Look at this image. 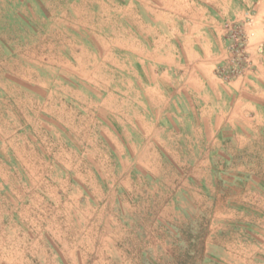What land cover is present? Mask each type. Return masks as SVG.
Masks as SVG:
<instances>
[{
	"label": "rangeland",
	"instance_id": "rangeland-1",
	"mask_svg": "<svg viewBox=\"0 0 264 264\" xmlns=\"http://www.w3.org/2000/svg\"><path fill=\"white\" fill-rule=\"evenodd\" d=\"M193 4L0 0V264H249L264 246V126L192 125L172 71L152 90L155 40L175 48Z\"/></svg>",
	"mask_w": 264,
	"mask_h": 264
},
{
	"label": "crops",
	"instance_id": "crops-1",
	"mask_svg": "<svg viewBox=\"0 0 264 264\" xmlns=\"http://www.w3.org/2000/svg\"><path fill=\"white\" fill-rule=\"evenodd\" d=\"M205 3L201 14L202 8L195 4L190 7L197 14L187 15L183 30L173 37L175 48L165 46L164 56L160 39L155 40L153 61L156 67L162 65L165 69L156 71L158 88L152 90L162 91L164 78L172 71V92L179 99L176 108L190 110L192 125H214L219 136L229 126L241 131L261 130L264 126V0H205ZM226 26L237 27L246 41L243 69L231 80L217 75V69L229 61ZM195 104L203 110V116H197ZM199 117L202 120L197 121ZM260 247L249 264H264V246Z\"/></svg>",
	"mask_w": 264,
	"mask_h": 264
},
{
	"label": "built area",
	"instance_id": "built-area-1",
	"mask_svg": "<svg viewBox=\"0 0 264 264\" xmlns=\"http://www.w3.org/2000/svg\"><path fill=\"white\" fill-rule=\"evenodd\" d=\"M244 40L240 39L239 36H236V37H233L232 38V43L229 47V50L231 52V54L234 55V57L231 58V62L232 63H235L236 62V58L239 56L242 55L243 53V48H244ZM236 69H231V68H226L224 71H223V74L224 76H233L234 73H236Z\"/></svg>",
	"mask_w": 264,
	"mask_h": 264
}]
</instances>
